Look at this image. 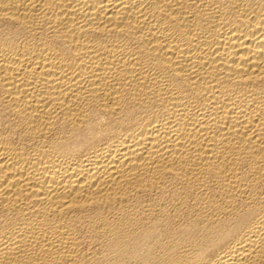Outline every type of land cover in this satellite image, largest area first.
<instances>
[{
  "label": "bare ground",
  "instance_id": "bare-ground-1",
  "mask_svg": "<svg viewBox=\"0 0 264 264\" xmlns=\"http://www.w3.org/2000/svg\"><path fill=\"white\" fill-rule=\"evenodd\" d=\"M0 264H264V0H0Z\"/></svg>",
  "mask_w": 264,
  "mask_h": 264
}]
</instances>
